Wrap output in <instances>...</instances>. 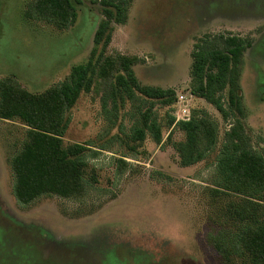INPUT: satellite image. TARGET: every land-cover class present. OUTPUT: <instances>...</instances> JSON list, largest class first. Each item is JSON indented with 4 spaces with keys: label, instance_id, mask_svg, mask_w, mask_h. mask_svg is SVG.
Instances as JSON below:
<instances>
[{
    "label": "rangeland",
    "instance_id": "obj_1",
    "mask_svg": "<svg viewBox=\"0 0 264 264\" xmlns=\"http://www.w3.org/2000/svg\"><path fill=\"white\" fill-rule=\"evenodd\" d=\"M27 1L0 0V78L13 75L24 89L40 93L87 60L101 14L98 0H81L74 25L59 31L25 20ZM221 33L251 41L239 83L244 122L254 147L262 150L264 1L130 0L126 23L113 24L106 55L137 57L133 71L138 81L171 88L177 100L183 96L180 106H186L188 117L204 110L218 125L219 147L228 125L212 106L190 94L189 67L194 43ZM102 94L95 86L79 96L63 136L65 146L88 144L98 152L86 159L85 176L92 185L80 200L45 196L29 205L17 203L9 159L20 149L25 129L16 119L0 120V264L23 263L16 261L17 254L26 253L30 244L36 264H141L145 259L152 264H221L209 239L224 222L220 214L226 198L209 191L217 151L181 167L172 143L184 136L164 127L161 145L146 137L130 152L135 109L126 101L114 111L108 102L103 111ZM166 109H153L162 124ZM118 158L126 165H118Z\"/></svg>",
    "mask_w": 264,
    "mask_h": 264
},
{
    "label": "trees",
    "instance_id": "obj_2",
    "mask_svg": "<svg viewBox=\"0 0 264 264\" xmlns=\"http://www.w3.org/2000/svg\"><path fill=\"white\" fill-rule=\"evenodd\" d=\"M97 2L101 19L93 33L90 54L85 62L73 65L63 81L32 93L13 75L0 78V120L16 119L25 129L20 149L9 159L14 199L25 206L45 196L80 200L87 195L92 182L85 176L86 159L98 152L88 144L65 146L63 136L79 96L96 86L103 90V111L108 102L114 111L126 101L135 109L130 152H135L146 137L161 145L164 127L177 128L184 136L172 143L181 167L193 166L217 151L209 191L226 199L220 214L224 222L210 236V244L221 264H264V148L254 147L244 122L239 83L250 39L229 33L207 35L198 39L190 52V94L212 106L228 125L218 147V125L204 110L193 111L187 121H176L177 95L173 89L141 84L133 71L137 57L106 55L113 24L126 23L130 0ZM81 4V0H29L23 18L67 30L76 22V8ZM155 106L167 108L163 124L153 110ZM116 162L126 165L122 158ZM90 180L94 181L92 176ZM25 251L20 257L17 254L16 261L36 264L31 244ZM141 264L152 263L145 259Z\"/></svg>",
    "mask_w": 264,
    "mask_h": 264
},
{
    "label": "built area",
    "instance_id": "obj_3",
    "mask_svg": "<svg viewBox=\"0 0 264 264\" xmlns=\"http://www.w3.org/2000/svg\"><path fill=\"white\" fill-rule=\"evenodd\" d=\"M181 103H184L183 96H179L176 102V106H178V111L174 113L176 121H187L189 120L190 116L188 117V109L186 106H180Z\"/></svg>",
    "mask_w": 264,
    "mask_h": 264
}]
</instances>
